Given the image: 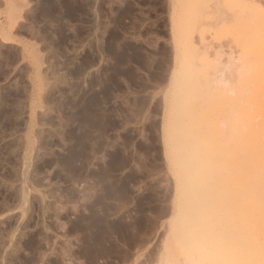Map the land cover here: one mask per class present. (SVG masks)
<instances>
[{"label":"rangeland","instance_id":"obj_1","mask_svg":"<svg viewBox=\"0 0 264 264\" xmlns=\"http://www.w3.org/2000/svg\"><path fill=\"white\" fill-rule=\"evenodd\" d=\"M15 1L0 0V89H23L0 137V264L247 263L264 0H77L60 52L32 21L45 3L14 18Z\"/></svg>","mask_w":264,"mask_h":264},{"label":"bare ground","instance_id":"obj_2","mask_svg":"<svg viewBox=\"0 0 264 264\" xmlns=\"http://www.w3.org/2000/svg\"><path fill=\"white\" fill-rule=\"evenodd\" d=\"M38 1H40L41 4L45 3V5L42 6V5L38 4L39 6L36 7V9L34 10V13L32 15V18H33L32 21L38 20V18L41 17L43 23H42V25L39 26V29H37V30H39L41 32L40 34H41V37L43 38V41L46 42V44H48L49 47H51V48L53 47L54 49L56 48V49L59 50L62 47V45L59 48V45H57L58 42L55 39V35H56V33H59L61 30H63V21H62V19L65 18L64 16H66V14L67 15H72V14L75 13V9L77 8L75 6L76 3H77V0H38ZM84 2L85 1L83 0L82 3H84ZM10 6H11L12 10L15 11V13H16L15 15L16 16L14 18H16L18 16L22 17V13H23L22 12V10H23L22 8H24V6H30V5H29V2L27 0H24L23 3L15 1V2L11 3ZM65 6L67 8H65ZM89 6L90 5H88L87 7H89ZM88 10H89V8H88ZM84 11H85V9H84ZM80 13H78V14H80ZM86 15H88V14H86ZM75 16H77V15H75ZM76 21H78V20H76ZM47 25L50 26V28L53 27V26H55V27H53V30H51L50 28L46 27ZM71 30H74V29H71ZM75 30H77V29H75ZM0 31L2 32V31H4V29H0ZM35 33H37V32H35ZM73 36L74 37H72V38H75V35H73ZM71 41H72V39H71ZM78 41H79V39H78ZM59 52H60V50H59ZM62 54H64V53H62ZM60 55L61 54H59V56ZM6 56H7V59L6 58L2 59L3 57L0 58V73H6V70H8L7 69L8 68L7 67V63L9 62V52H8V55H6ZM38 57H39V59H42V57L40 55H38ZM77 69H79V68L77 67ZM219 81H222V78H219ZM19 87L16 85L14 88H12V87H9V84H7V86L1 87V89H0V137L1 138H4L5 136L7 137V135L9 134V96H12V95L16 96L17 94L20 95L21 92H23L22 91L23 89L21 90ZM88 118H91V117H88ZM86 121H88V119ZM249 132H250V137H249V145H248V160H247V171H246L247 172L246 189H247V192H248L247 193V195H248L247 242L245 244L246 245V249L244 250L245 259L244 258H242V259L247 261V263L245 262V264H264V82H261V81L253 83L251 85L250 96H249ZM11 146L14 147V143H13V145H10V147ZM4 148H5V153H6V154H4L5 155V159L8 161L9 160V153H11L13 150L11 152L9 151V143L8 142L5 144ZM73 156H74L73 153H71L69 155V157H66V158L64 157L65 158L64 159L65 160V164L67 163L69 166L72 167V165H71L72 163L71 162H72V158L74 159ZM199 185H200V183H199ZM19 197H21V196H19ZM203 200L204 199H201L200 202H202ZM110 225H108V226H110ZM79 226H80L79 224L75 223V227H79ZM100 228H101V231H100L99 235L97 234L98 235L97 238L102 240L104 237H106L108 235V231L109 230L107 231V228L105 226H102ZM112 228L115 229V230H118V231H124L127 227L124 226L122 223L117 222V223H114V224L112 223ZM108 229H109V227H108ZM213 242H215V241H213ZM216 243H218V242H216ZM213 244L214 243H212L210 245L208 244V245L211 246L210 248H212ZM29 245H31V248L34 247L33 242L29 241ZM209 246H208V248H209ZM218 246H219V244H218ZM218 246L216 245V247H218ZM220 248L222 249V247H220ZM207 249H206V251H207ZM215 250L217 251V248ZM93 251H94V248H91L90 250H87V252L91 256V258L95 257V253ZM105 251H106L105 249L101 250V254L105 253ZM207 252H209V250ZM217 253H219V252L217 251ZM7 261H8V263L10 262V264H11L10 260H7ZM34 262H33V259H32V260L25 261L24 264H35ZM169 262H173V261L170 260ZM169 262H168V260L166 258V261L164 262V264H169ZM52 264H61V262L55 260V261H53ZM173 264H176V263L173 262Z\"/></svg>","mask_w":264,"mask_h":264}]
</instances>
